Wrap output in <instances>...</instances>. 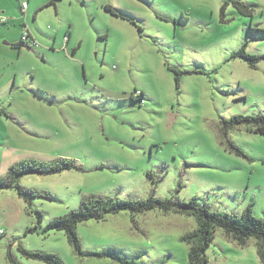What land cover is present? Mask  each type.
<instances>
[{"label":"rangeland","instance_id":"obj_1","mask_svg":"<svg viewBox=\"0 0 264 264\" xmlns=\"http://www.w3.org/2000/svg\"><path fill=\"white\" fill-rule=\"evenodd\" d=\"M49 1L37 19L0 24L9 27L0 31V181L24 161L79 169L22 176L39 198L0 188V264H46L23 249L65 264H190L196 218L160 209L78 224L80 253L64 232L43 233L94 198L196 199L264 220V135L225 124L264 115V61L252 69L234 57L246 46L264 54V0H239L252 16L228 0ZM24 22L37 46L18 49ZM260 248L218 229L206 255L209 264H263Z\"/></svg>","mask_w":264,"mask_h":264},{"label":"trees","instance_id":"obj_2","mask_svg":"<svg viewBox=\"0 0 264 264\" xmlns=\"http://www.w3.org/2000/svg\"><path fill=\"white\" fill-rule=\"evenodd\" d=\"M226 3H232L233 6H235L237 10L245 16L253 15V10L239 0H228ZM107 7L108 10H111L113 13H115L110 6ZM28 37L29 34L22 35L20 42L18 44H14L15 47L21 49L23 44H25V42L28 40ZM67 38L68 37H65V40H67ZM246 48L247 46L244 47L240 52L234 54V57L241 58L250 68L255 69L260 62L264 61V54H250L247 52ZM144 96V93L140 92L139 95H134L133 100L140 103ZM225 124L228 128H235L245 125L249 127L251 132L264 135V115H239L229 121H226ZM72 169L79 168L75 166L73 161L68 159H60L53 164H46L38 161H24L10 168L7 176L0 181V188L8 190L12 189L15 191L17 190L19 196L25 197L26 199L28 193L31 198L43 197V194L39 191L30 190L27 193L20 185L18 180L22 176L29 174H58ZM155 209H160L165 214L173 212L196 218L198 224L197 231L194 234L187 236L186 239L191 245L189 253L190 264H209V259L206 255V249L212 245L213 239L215 238V232L218 229H222L227 236L237 241L241 247H245L251 238L257 239L261 247L259 250L260 257L264 264L263 219H258L253 216L251 210H248L242 217L231 214L214 213L206 208H199L196 199H193L188 203H166L160 199H150L147 202L118 201L103 198L85 200L78 210H73L66 216H62L48 222V224L43 229V233L45 234L51 231L64 232L67 236L69 244L75 249L74 251L80 253L82 250L81 241L77 233L78 224L90 219L104 220L106 216L110 214H119L124 210L136 215ZM37 213L40 217V220L35 229L41 227L44 220L43 213ZM29 232L34 233L36 231L31 228L29 229ZM22 252L27 258L39 260L46 264H65L62 258L57 254L44 251L31 252L25 249H23ZM10 259L12 258L10 257Z\"/></svg>","mask_w":264,"mask_h":264},{"label":"crops","instance_id":"obj_3","mask_svg":"<svg viewBox=\"0 0 264 264\" xmlns=\"http://www.w3.org/2000/svg\"><path fill=\"white\" fill-rule=\"evenodd\" d=\"M44 1L45 0H42V3ZM42 3H39L38 0H0V24L2 25L9 24L10 22L15 21L16 19L23 18V15L28 17L29 13H30V16L37 19L39 12L43 9V7H45L46 5H51L53 1L52 2L49 1L44 4ZM23 25H25V27L23 28L21 38H22V35L27 33L29 34L28 39H33L35 43L34 46H37L36 45L37 44L36 34L32 32L31 30H29L25 22L23 23ZM5 28L9 29V27H1V30ZM19 42L20 41H16L15 44H18ZM2 47L3 46L0 44V52H1ZM2 78L3 77H1L0 80Z\"/></svg>","mask_w":264,"mask_h":264},{"label":"built area","instance_id":"obj_4","mask_svg":"<svg viewBox=\"0 0 264 264\" xmlns=\"http://www.w3.org/2000/svg\"><path fill=\"white\" fill-rule=\"evenodd\" d=\"M26 34H27V33H26ZM26 34H25V35H26ZM136 94H138V95H139V94H140V92H138V93H136ZM4 233H5V232H4L3 230H0V236H2Z\"/></svg>","mask_w":264,"mask_h":264}]
</instances>
